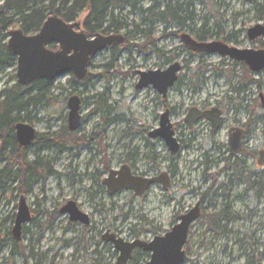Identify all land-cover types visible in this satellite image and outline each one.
I'll list each match as a JSON object with an SVG mask.
<instances>
[{
  "label": "rangeland",
  "instance_id": "rangeland-1",
  "mask_svg": "<svg viewBox=\"0 0 264 264\" xmlns=\"http://www.w3.org/2000/svg\"><path fill=\"white\" fill-rule=\"evenodd\" d=\"M189 1L193 5L190 9L193 22L188 25L191 30L168 27L163 32V27L156 25L152 36L155 44L148 46L145 38L132 33L127 43L103 51L92 60L85 81L77 82L72 74L50 81L47 86L50 89L49 96L40 105L22 114L19 123L32 126L38 135L59 134L68 131V101L77 96L82 101L80 114L83 124L75 134L86 140L85 144L74 149L67 147L60 150L54 146L37 153L44 162L49 163L52 173L32 185V193L27 195L30 207L37 203L41 210L52 212L62 202L72 199L78 190L82 191L81 188L90 189L92 176L107 177L109 171L104 172L106 168L115 171L127 164L129 168L133 166L139 174H148L150 167H153L151 175L154 177L170 175L171 187L165 191L161 185H155L144 198H136L132 191H123L114 196L106 192L101 206L97 207L98 213H95L96 209H93L91 203L88 205L89 198L83 196L79 202L86 212L94 214L99 232L112 230L124 241L133 242L137 238L132 230L139 232L143 229L145 232L148 229L145 222H148L151 227L148 233L142 232L141 240L152 241L155 236H164L171 231L179 221L178 214H184L182 211L185 208L194 207L209 189L212 190L209 196H212L214 204L207 206L208 215L214 216L224 210L225 199L221 197L219 188L227 182L228 174L224 170L228 152L218 151L215 147L227 143L228 127L237 115L235 106L238 97L233 95L232 89L238 85L240 79L237 76L242 73L236 67L235 77L230 78L226 71H231L233 67L222 65V58L218 55L205 54L203 58L190 55L180 40V34L187 33L195 38L193 35L205 27L208 32L207 42H222L232 32L241 33L240 38L243 40L250 28L264 25V0ZM151 4L152 0H142L141 6L148 8ZM118 16L120 21L129 25L122 34L132 32L133 26L141 20L137 12L129 8ZM15 23L13 30L20 26L16 17ZM243 48L259 50L262 47L246 41ZM154 51H160L164 57L159 58ZM167 59L172 62L167 64ZM175 62L181 64L182 71L177 88L170 91L166 103L175 109L171 122L180 126L184 139L190 140V133L183 123L189 107L204 103L215 106L226 102L230 96L234 100V107L229 108L226 114L223 130L213 136L208 126L201 127L197 141L181 156L171 154L162 139L148 138V133L159 127V117L164 113L162 97L152 87L142 91L135 89L140 79L139 72L164 71ZM196 74H200L203 82L199 98H195L191 86L194 82L192 76ZM253 80L248 83L250 92L245 101L246 108L241 114L244 123L258 119L252 128L253 134L248 146L250 152L256 154L250 155L249 166L257 172V154L264 137V123L260 118H264V110L255 82H264V77L253 74ZM15 83L17 68L0 74V91ZM35 152V147H32V152L26 157L27 163L34 160ZM149 152L155 157L151 165L145 161V155ZM7 154L8 148L4 152V155ZM208 158L213 164L206 166ZM5 165L3 163L0 167ZM17 170H20V166L12 168V173ZM61 172H65L68 177H60ZM73 173L82 177L80 180L84 182L83 187L77 185L76 179H72ZM262 182L264 185V176ZM19 184V180L9 182L8 191L0 197V264H36L35 259L29 258L28 251L21 254L19 248L14 247L15 240L9 235L15 223L12 218L17 215L22 195L18 189ZM243 190L242 187L240 192ZM249 196L243 206L238 208L245 220L231 226L225 222L218 223L220 231L211 228L206 221L191 226L188 243L184 248V264H264V188L259 203L254 194L249 193ZM40 220L46 222L49 217L43 215ZM33 232L35 239L41 241L39 253L42 254H48L54 240L61 241L62 253H50L40 264H117L119 252L113 244L102 242L99 248L97 236L86 233L82 228L68 232L58 228L55 233L52 230L45 232L34 229ZM23 245L29 246L27 239ZM97 250L102 253L100 256L94 253ZM149 260L144 259L140 264H146Z\"/></svg>",
  "mask_w": 264,
  "mask_h": 264
},
{
  "label": "water",
  "instance_id": "water-1",
  "mask_svg": "<svg viewBox=\"0 0 264 264\" xmlns=\"http://www.w3.org/2000/svg\"><path fill=\"white\" fill-rule=\"evenodd\" d=\"M81 23H67L63 19L49 17L36 35H25L21 30L9 33L7 50L17 58V83L23 87L31 86L34 82L54 81L59 77L72 74L77 81H84L88 76V66L93 58L110 47H118L125 41L123 35H95L92 37L84 31L78 32ZM250 42L264 38V26L261 24L250 28L247 32ZM180 40L184 48L193 54L218 55L229 58L238 63H244L252 74H260L264 69V50H239L221 41L199 42L190 34L182 33ZM49 45H57L59 49L52 51ZM181 65L173 63L164 71L140 72V80L136 86L142 90L152 86L160 95L166 96L169 89L178 81ZM261 98L264 100L263 96ZM81 102L78 97L68 101V129L76 132L81 127ZM196 110H191L186 123L190 129L194 124L208 116ZM219 119L213 121V132L218 129ZM16 139L20 148L30 147L36 138V130L25 123L15 126ZM152 138L162 139L173 155L178 154L180 148L175 138L169 113L161 116L160 129L150 134ZM241 135L230 140L232 155L239 152ZM2 144L0 142V151ZM259 164L264 162V153H260ZM118 177V178H117ZM155 184H161L165 191L169 189V181L165 175L156 179L134 177L128 167L119 172H111L105 180L110 196L121 191H133L136 197H142ZM71 220H82V214L75 203H69L68 210ZM200 218L199 205L180 218V222L164 236H156L151 242L137 240L128 243L114 235L106 234L105 242L114 245L119 252L117 264H128L133 252L137 249L151 255L146 264H184L186 252L184 250L189 237L190 227ZM30 220V212L24 197L21 198L16 215L12 235L20 240L23 225Z\"/></svg>",
  "mask_w": 264,
  "mask_h": 264
},
{
  "label": "flooded vegetation",
  "instance_id": "flooded-vegetation-1",
  "mask_svg": "<svg viewBox=\"0 0 264 264\" xmlns=\"http://www.w3.org/2000/svg\"><path fill=\"white\" fill-rule=\"evenodd\" d=\"M76 31H78V32L84 31L85 32V30L83 29L82 26H81V28L76 29ZM247 32H246V35L243 38L244 41L241 40V38H240V34L241 33L232 32L231 34H229L230 35V40L228 39L229 40L228 42H225V41H222V42L228 44L230 47L237 48L239 50H245V48H243V45L245 44L246 41H249ZM120 35H123V34H120ZM126 42H127V39L125 38V41H124L123 44H125ZM254 42H255V44H260L261 45L262 48H260L259 50H264V38L257 39ZM254 42H252V43H254ZM52 46H54L55 48H52ZM112 48H117V47H110L108 49H112ZM49 49L52 50V51H57L59 49V47L57 45H49ZM194 55H200V58H203V55H205V54H194ZM222 65L232 66L233 68L237 67V68H239L241 70V73H242L241 76H237V78L240 79V81L238 82V85L234 86L233 89H232V92L234 93V94L233 93L232 94L233 95H237V97H238L237 102H236L237 104L235 106V112H237V115L233 119V121L230 124V126L228 127L227 143L224 146L222 145V146H219V147H215V148L218 149V151H227L228 152V159H226V169L224 170V172L225 173L227 172V174H228L227 175V182H226V184L221 185L220 188H219V191L222 192L221 193V197L225 199L224 210L221 211V212H218V214H215L214 216L208 215L207 206L214 204L212 196L211 197L209 196L210 194H212V190L209 189L205 195L201 196V198L198 200V202L196 203V205L194 207L185 208L182 211L184 214H182V215L178 214V218H179L178 223H179L180 222V218L183 215L189 213L193 208H195L197 205H199L200 218L195 223H193V225L194 224H201V223H203V221H206L208 223V225L211 226V228L214 227L217 231L221 230V228H219L218 225H217L218 223L225 222L227 226H231L234 223L239 222L240 220H245V218H243L240 215V213L238 212V208L240 206H243L244 202H246L250 198L249 193L254 194V197L257 198V201L259 203V201H260V199L262 197V192H263V188H264V185H263V182H262L263 176H264V162L262 163V165L259 164V161L261 159L260 153H264V137H263V143H262L261 147L259 148V151H258V154H257V169L258 170H257V172H254L253 170H251L252 168H250V166H249V159H250V155H254L255 156L256 154H255V152H250V149H249L248 146H249V142H250V140L252 138V134H253L252 133V128L256 124L258 119L257 120L256 119L252 120V122L244 123L243 120H242V114H241L242 112H244V110L246 108L245 107V101L247 100L248 93L250 92L249 86H248V83H250V82H248L246 80V76H245L246 75V71H247V69L249 70V68L244 63H238V62L233 61V60H231L229 58H222ZM88 69H89V66H88ZM181 71H182V66H181ZM226 72H228L230 74L231 71L227 70ZM249 72H250V70H249ZM139 74H140V72H139ZM257 75H261V76L264 77V69H263V71L260 74H257ZM201 79L202 78H201L200 74H196L193 77L194 82L192 83L191 86L193 87V90H194V93H195L194 94L195 98H199L200 97V90H201L202 85H203V82H201ZM38 81H41V80H38ZM77 82H80V81H77ZM178 82H179V75H178V81L176 82V84L174 85L173 88L169 89V91L167 92L166 96L160 95L158 92L157 93L162 97V99L164 101V103H163L164 113H162L161 116L163 114L167 113V112L169 113V121H170V124L172 125V130L174 131L175 138L177 139L178 144H179V148H180V150L178 152V155L181 156L182 152H184L185 150H188L189 146L197 141L196 137H197V135H199L197 133L199 132L201 127L208 126L209 129H210V133L213 136H217L223 130V128L225 126V121H226V114H227L229 108H233L234 107V100L232 98L233 96H230L226 102L218 103L215 106H211V105L207 106V103H204L202 105H193V106L189 107L187 109V113H186V116H185V119H184V122H183L185 124L186 128L188 129L189 133H190V135H189L190 140H187V139H184L183 136L181 135L182 132L179 129L180 126H176L175 124H172L171 119H172V117L175 114V109L172 108L168 103H166L170 91L172 89L177 88L176 85L178 84ZM256 83H257L256 85L258 87V90L260 92L259 100L261 102V108H262V110H264V100L261 98V96H263V98H264V82L258 81ZM31 86H28V87H31ZM136 86H135V89H136ZM149 87H152V86H148V87H146L144 89H147ZM144 89H142V90H144ZM142 90H137V91H142ZM232 94H230V95H232ZM75 97H77V96H75ZM80 102L82 103L81 100H80ZM80 110H81V107H80ZM191 110H196V111H199V112H202V113H207V114H209L208 115L209 117H206L204 119H201V120L197 121L194 124L193 129H190L188 127L187 123H186V119H187V117H188V115H189ZM79 115H80L81 127H82L83 119H82V116L80 114V111H79ZM161 116L159 117V127L156 128L155 130L154 129L151 130V132L148 133V138L151 139V140L160 139V138H152L150 136V134L153 133L154 131L160 129ZM217 118L219 119V124H218L219 127H218L216 132H213V121L216 120ZM260 121L264 123V118H260ZM79 129L76 132H71L69 129H68V131H69L70 134L76 135L75 133H77L79 131ZM238 134L241 135V141H240V145H239V152H238V154L236 156H233L232 155L231 146H230V140L234 136H238ZM15 136H16V134H15ZM37 137H38V134L36 132L35 141H36ZM35 141L33 142V144L30 147H27V148H20L19 147V153H20V158H21V162H22L19 165H20V171H21V173L23 175V179H22V182H21V184H22V193L21 194L22 195L20 197V200H21L22 197L25 198L27 206L29 208V212H30V220L26 224L23 225V228H22V231H21L20 240H18V241L15 240L13 235H12V232H11V235H12V237L15 240V243H16L14 245H16L17 248H19L20 253L22 254V252H23L25 254V252L28 251L29 258L35 259L36 260V264H40L45 259V257L48 254H50V253H55V254L62 253V249H61L60 244H59L60 240H58V239H56V240H54L52 242V248H50L48 250V254L39 253V247H40V242L41 241H40V239L39 240L35 239V234L33 232L34 229H36V230L39 229V230L45 231V232L52 230L53 233H55L58 230V228L64 229V232H68V231H71V230L82 228L83 231H85L86 233H88V234L89 233H94L97 236L96 238L98 240L97 244H98L99 248L101 247L100 243H102V242L104 243L105 242L106 234L114 235L117 238H120L119 235L117 233L116 234L113 233L112 230H108V232H106V233H104L102 231L99 232L96 229V225L97 224L95 222L94 214H92V213L90 214L89 212H86L83 209V206L81 205V203L79 202L80 198H82L83 196H86L87 199L89 198L88 199V201H89L88 205H89V203H91V206L93 207V209L94 210L96 209L95 213H98L97 207L101 206V203L103 201L102 200L103 196L106 194V192L109 195L107 187L105 185V180H106V178L109 175L107 177H105V176L104 177H100L98 175L92 176L91 177L92 186H91L90 189H87V188L83 187L84 182L82 180H80L82 177L81 176H77V175H75L73 173V174H71L72 175V179H76L77 180V185L80 184L79 186H82L83 188H81L82 191L78 190V193L73 195L74 197L72 199H69L66 202H62L60 207H58V206L55 207L52 212L41 210L39 204H37V203L34 204L33 207L29 206L28 200H27V195H29V193H32V190H31L32 185L34 183H37L38 181L42 180V179H37V175H38L37 169L35 170L34 168H31V167L28 166V164H32V163H34V165H36L35 163L39 159H41L40 156H38V154H40V151H37L35 149L36 152L34 153V155H35L34 160L31 161L30 163H27V161H26L27 160L26 157L29 155V153L32 152V147H33ZM0 142H1V140H0ZM1 144L3 145L2 142H1ZM18 146H19V144H18ZM75 148H77V147H75ZM1 149H2V147H1ZM45 149H47V148H44V150ZM145 161L148 162L149 165L153 164V162L155 161V157H154L153 153L149 152L147 155H145ZM212 164H213V162L211 160L209 161V158L206 159V161H205V165L206 166H209V165H212ZM123 167H128V165L127 164L126 165H122V167L119 170H115V171L109 170L108 168H106L104 170V172L105 171H109L108 174H110L111 172H119V171H121V169ZM129 169L131 170V174L134 177H140V178H143V179H156V178H159V177H154L153 175H151V173H153L152 172L153 169H154L153 167H150V169H149L150 173L145 174V175L139 174L133 168V166H131V168H129ZM61 174L62 175L60 177H62V178L63 177H65V178L68 177L65 172H63V173L61 172ZM163 175H165L167 177V179L169 181V188H170L171 187V183H172L171 176L170 175L167 176L166 174H163ZM163 175H161V176H163ZM49 176L50 175H47L46 177L48 178ZM27 180H29V182ZM205 180L208 181L207 178H205ZM249 184L251 185V187H250ZM155 185H158V184H155ZM155 185H152L151 187H149V189L146 191V193L142 197H138V198L146 197L148 195V193L150 192L151 188L153 186H155ZM159 185H161V184H159ZM242 187L244 188V190H243V192H240V189ZM121 192H123V191H121ZM209 192H211V193L209 194ZM119 193L120 192L116 193L115 195H117ZM213 195L216 196L217 193H214ZM134 196H135V194H134ZM19 203H20V201H19ZM69 203H75L76 204L78 211L83 215L81 221L74 222V221L71 220L70 213H69V211H67ZM18 207H19V204H18ZM244 207H245V205H244ZM222 213H224V215H221ZM43 215L48 216L49 220H47L46 222H43L42 220H40V217H42ZM15 219H16V216H15ZM64 223L66 224L65 226H64ZM145 223L147 225V228L149 229L151 227L150 223H148V222H145ZM177 224H175V225H177ZM148 229H145V232H144L143 229L139 230V232H136L137 230L134 229V230H132V233L135 236L138 233L137 240L143 241L145 243H149L151 241L141 240V238H143L142 237L143 236L142 232L148 233L149 232ZM151 233H152V231H151ZM26 239L29 242V246L28 247H25L23 245V242H25ZM188 239H189V237H188ZM137 240H135V241H137ZM19 242H21V244H18ZM64 243L68 244L67 241H65ZM128 243H132V242H128ZM14 251H16V249H14ZM139 252H141V254H143L144 259H148V258L151 257V255L149 253H145L142 250L137 249V250H135L133 252L132 259L128 262V264H132L134 257ZM94 253L98 254L99 256L102 254L99 250H97ZM117 262H118V260H117Z\"/></svg>",
  "mask_w": 264,
  "mask_h": 264
},
{
  "label": "trees",
  "instance_id": "trees-1",
  "mask_svg": "<svg viewBox=\"0 0 264 264\" xmlns=\"http://www.w3.org/2000/svg\"><path fill=\"white\" fill-rule=\"evenodd\" d=\"M202 3H205V0H202ZM141 5L142 0H41L40 2L38 0H2L0 5V74L17 67V58L7 50L9 33L13 31L16 24L15 17L20 22L19 28L15 30H21L25 35L37 34L49 17L57 16L67 23H81L85 32L91 37L110 36L120 35L124 29H127L129 25L123 23V20L120 21L118 15L129 8L131 11H136L141 20L133 26L132 32L123 35L128 41L129 35L135 33L146 39V46L155 44L152 36L156 25L162 26L163 32H166L168 27L191 30L188 25L193 22V16L190 13L193 5L189 0L185 3L176 0H152L148 8H143ZM193 36L199 42H207L208 32L204 27ZM228 39L230 40V35L224 41L228 42ZM52 48L55 47L52 46ZM154 53L159 58L164 57L160 51H154ZM190 55L193 54L190 53ZM171 62V59L166 60L167 64ZM235 68L231 70L230 78L235 77ZM245 76L248 82H254L253 75L248 69ZM48 84L49 82L46 81H36L31 87H23L15 83L10 88L5 87L0 91V140L3 143L0 165L6 163L4 167H0V197L8 191L7 184L15 180L20 181L18 189L22 193L23 175L20 170L12 173V168L22 163L15 136V126L21 122L22 114L28 113L30 108L37 107L49 96ZM26 117L29 119V116ZM85 143L84 138H78L65 130L54 135H38L33 147L37 151L54 146L64 150L67 147L74 149ZM7 148L9 154L4 155ZM35 164H28V166L37 169V179L43 180L52 173L49 163L44 162L43 159H39ZM12 221H15V217ZM136 238H138L137 234ZM143 259V254L139 252L132 264H140Z\"/></svg>",
  "mask_w": 264,
  "mask_h": 264
}]
</instances>
